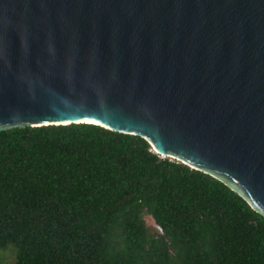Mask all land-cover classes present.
<instances>
[{"label":"water","instance_id":"95a60500","mask_svg":"<svg viewBox=\"0 0 264 264\" xmlns=\"http://www.w3.org/2000/svg\"><path fill=\"white\" fill-rule=\"evenodd\" d=\"M69 123L144 139L264 217V0H0V130Z\"/></svg>","mask_w":264,"mask_h":264},{"label":"trees","instance_id":"16d2710c","mask_svg":"<svg viewBox=\"0 0 264 264\" xmlns=\"http://www.w3.org/2000/svg\"><path fill=\"white\" fill-rule=\"evenodd\" d=\"M4 250L0 264H264V217L135 135L14 127L0 130Z\"/></svg>","mask_w":264,"mask_h":264},{"label":"rangeland","instance_id":"374dc122","mask_svg":"<svg viewBox=\"0 0 264 264\" xmlns=\"http://www.w3.org/2000/svg\"><path fill=\"white\" fill-rule=\"evenodd\" d=\"M142 219L145 226L149 229L150 232H160L149 214L144 212L142 214ZM11 260V255L8 250L0 251V262H10Z\"/></svg>","mask_w":264,"mask_h":264},{"label":"bare ground","instance_id":"6f19581e","mask_svg":"<svg viewBox=\"0 0 264 264\" xmlns=\"http://www.w3.org/2000/svg\"><path fill=\"white\" fill-rule=\"evenodd\" d=\"M85 122H92V121H85ZM93 123H95V122H93Z\"/></svg>","mask_w":264,"mask_h":264},{"label":"built area","instance_id":"2783aa9c","mask_svg":"<svg viewBox=\"0 0 264 264\" xmlns=\"http://www.w3.org/2000/svg\"><path fill=\"white\" fill-rule=\"evenodd\" d=\"M155 152V151H154Z\"/></svg>","mask_w":264,"mask_h":264}]
</instances>
